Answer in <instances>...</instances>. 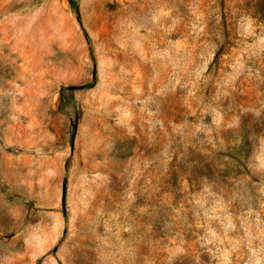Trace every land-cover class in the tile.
Instances as JSON below:
<instances>
[{
  "label": "rangeland",
  "instance_id": "374dc122",
  "mask_svg": "<svg viewBox=\"0 0 264 264\" xmlns=\"http://www.w3.org/2000/svg\"><path fill=\"white\" fill-rule=\"evenodd\" d=\"M0 264H264V0H0Z\"/></svg>",
  "mask_w": 264,
  "mask_h": 264
}]
</instances>
